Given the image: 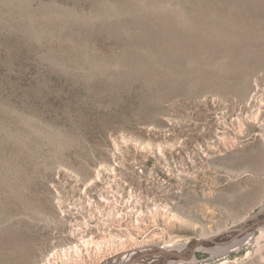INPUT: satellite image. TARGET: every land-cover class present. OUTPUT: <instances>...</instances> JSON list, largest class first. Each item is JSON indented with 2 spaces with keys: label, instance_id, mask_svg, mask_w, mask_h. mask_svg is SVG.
I'll list each match as a JSON object with an SVG mask.
<instances>
[{
  "label": "rangeland",
  "instance_id": "obj_1",
  "mask_svg": "<svg viewBox=\"0 0 264 264\" xmlns=\"http://www.w3.org/2000/svg\"><path fill=\"white\" fill-rule=\"evenodd\" d=\"M263 213L264 0H0V264H110ZM195 250L169 264H264V227Z\"/></svg>",
  "mask_w": 264,
  "mask_h": 264
},
{
  "label": "water",
  "instance_id": "obj_2",
  "mask_svg": "<svg viewBox=\"0 0 264 264\" xmlns=\"http://www.w3.org/2000/svg\"><path fill=\"white\" fill-rule=\"evenodd\" d=\"M264 224V214H262L259 219H254L247 224H243L241 226H238L230 231H227L224 233L222 236L218 237H213V238H208V239H203V240H196L190 244H187L181 247H173V248H168V249H159V248H153V250H148L144 249L143 252L138 251L139 255L138 257H128V258H123L122 256L118 258V260L115 263H110V264H121L125 260H129L131 258L137 259L139 263L142 264H155L156 262H165L169 261L172 259H175L179 257L182 254L188 253L190 250L197 248V247H204V246H210L211 244L221 242L223 240L230 239L232 237H236L239 235L246 234L247 232L253 230L254 228Z\"/></svg>",
  "mask_w": 264,
  "mask_h": 264
},
{
  "label": "bare ground",
  "instance_id": "obj_3",
  "mask_svg": "<svg viewBox=\"0 0 264 264\" xmlns=\"http://www.w3.org/2000/svg\"><path fill=\"white\" fill-rule=\"evenodd\" d=\"M264 214V213H263ZM260 217V216H259ZM259 217L258 218H256V219H259ZM264 224H262L261 226H259V228L260 227H264L263 226ZM258 227H256V229H257ZM255 229V228H254ZM252 231V230H251ZM236 237H238V236H236ZM234 238V237H233ZM192 241V240H191ZM212 245V244H211ZM181 248H183V246H180ZM196 248H194V249H192V250H190L188 253H185V254H182V255H180L179 257H177V258H175V259H172V260H169V261H165V262H156L155 264H169V263H173L174 261H176V260H181V259H183V258H185L186 256H188V255H192V254H194L195 253V250ZM228 253H229V251H228ZM193 256V255H192ZM130 262H137L138 264H142V263H139L138 261H137V259H135V258H131V259H129V260H125V261H123L121 264H130Z\"/></svg>",
  "mask_w": 264,
  "mask_h": 264
}]
</instances>
